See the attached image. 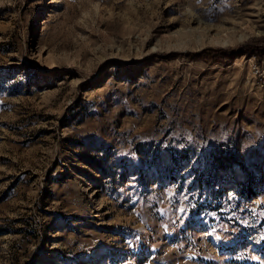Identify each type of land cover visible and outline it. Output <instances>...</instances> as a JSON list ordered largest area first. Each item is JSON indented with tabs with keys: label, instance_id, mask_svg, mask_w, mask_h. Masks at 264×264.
Segmentation results:
<instances>
[{
	"label": "rangeland",
	"instance_id": "374dc122",
	"mask_svg": "<svg viewBox=\"0 0 264 264\" xmlns=\"http://www.w3.org/2000/svg\"><path fill=\"white\" fill-rule=\"evenodd\" d=\"M260 36L264 0H0V264H264Z\"/></svg>",
	"mask_w": 264,
	"mask_h": 264
},
{
	"label": "trees",
	"instance_id": "16d2710c",
	"mask_svg": "<svg viewBox=\"0 0 264 264\" xmlns=\"http://www.w3.org/2000/svg\"><path fill=\"white\" fill-rule=\"evenodd\" d=\"M236 48H221V47H207L201 52H186L182 54L184 57L192 59H203L209 63L215 62H224L228 61L234 54ZM241 48H239L240 50ZM244 53H254L259 56V58L264 57V36L251 38L247 43L242 47ZM248 196L255 195L254 190H249L247 193Z\"/></svg>",
	"mask_w": 264,
	"mask_h": 264
},
{
	"label": "built area",
	"instance_id": "2783aa9c",
	"mask_svg": "<svg viewBox=\"0 0 264 264\" xmlns=\"http://www.w3.org/2000/svg\"><path fill=\"white\" fill-rule=\"evenodd\" d=\"M258 63H260V62H258ZM258 63L255 64L256 71L259 72V73H264V72H261V71H264V62H263L262 65H259Z\"/></svg>",
	"mask_w": 264,
	"mask_h": 264
},
{
	"label": "snow or ice",
	"instance_id": "6c2138e0",
	"mask_svg": "<svg viewBox=\"0 0 264 264\" xmlns=\"http://www.w3.org/2000/svg\"><path fill=\"white\" fill-rule=\"evenodd\" d=\"M186 198L187 197H185V199ZM176 211L179 212V213H185L187 211V209L185 207H179V208L176 209Z\"/></svg>",
	"mask_w": 264,
	"mask_h": 264
},
{
	"label": "bare ground",
	"instance_id": "6f19581e",
	"mask_svg": "<svg viewBox=\"0 0 264 264\" xmlns=\"http://www.w3.org/2000/svg\"><path fill=\"white\" fill-rule=\"evenodd\" d=\"M261 8V6H259ZM259 9V8H258ZM251 10V9H250ZM243 15V14H242ZM261 15V14H260ZM259 16V15H258Z\"/></svg>",
	"mask_w": 264,
	"mask_h": 264
}]
</instances>
